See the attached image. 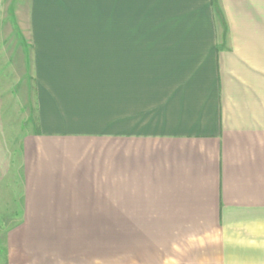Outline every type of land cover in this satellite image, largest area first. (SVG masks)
Instances as JSON below:
<instances>
[{"label": "crops", "instance_id": "obj_1", "mask_svg": "<svg viewBox=\"0 0 264 264\" xmlns=\"http://www.w3.org/2000/svg\"><path fill=\"white\" fill-rule=\"evenodd\" d=\"M31 2L6 264H264V0Z\"/></svg>", "mask_w": 264, "mask_h": 264}, {"label": "rangeland", "instance_id": "obj_2", "mask_svg": "<svg viewBox=\"0 0 264 264\" xmlns=\"http://www.w3.org/2000/svg\"><path fill=\"white\" fill-rule=\"evenodd\" d=\"M218 9L217 13L222 25L220 16L223 13L220 6ZM31 10V0H0V173L9 170L6 174L7 178L10 177L11 170L14 172L17 166L14 160L20 154L19 138L21 132L25 133L28 128L27 112L33 109V97L30 92L26 96L23 94V86H25L23 84L28 81L31 70L23 56H27L29 52L5 50L2 49V44L32 41ZM23 128L25 130H22ZM12 165L14 168H11ZM11 229L14 228L0 226V264L7 263L5 235ZM56 261H62L63 264H111L110 258L78 260L75 263L73 261L70 263L71 261L68 260Z\"/></svg>", "mask_w": 264, "mask_h": 264}]
</instances>
